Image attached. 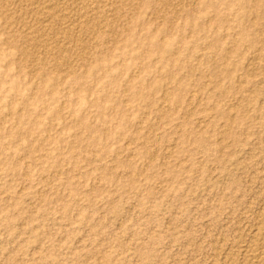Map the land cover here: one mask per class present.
I'll use <instances>...</instances> for the list:
<instances>
[{
	"label": "rangeland",
	"instance_id": "obj_1",
	"mask_svg": "<svg viewBox=\"0 0 264 264\" xmlns=\"http://www.w3.org/2000/svg\"><path fill=\"white\" fill-rule=\"evenodd\" d=\"M44 1L0 0V264H245L264 0Z\"/></svg>",
	"mask_w": 264,
	"mask_h": 264
},
{
	"label": "bare ground",
	"instance_id": "obj_2",
	"mask_svg": "<svg viewBox=\"0 0 264 264\" xmlns=\"http://www.w3.org/2000/svg\"><path fill=\"white\" fill-rule=\"evenodd\" d=\"M48 1V0H47ZM43 2V3H48V2ZM68 1V0H67ZM89 1V0H88ZM34 2V1H33ZM38 2V1H37ZM60 2H62V1H60ZM64 2V1H63ZM71 2V1H70ZM94 2V1H93ZM120 2V1H119ZM40 3V2H39ZM51 3V2H50ZM49 3V4H50ZM55 3H59V2H57V1H55ZM82 3V2H81ZM48 4V5H49ZM52 4V3H51ZM74 4V3H73ZM172 4V3H171ZM33 5V4H32ZM41 5V4H40ZM48 5H46V4H44L42 7H43V9H44V13H45V15H47L49 18H53L54 16H55V14L58 12V10H56L57 8H58V4H57V8H56V6H55V8L54 7H50V6H48ZM75 5V4H74ZM179 5V4H178ZM177 5V6H178ZM38 6V5H37ZM81 6V5H80ZM126 6V5H125ZM75 7V6H74ZM42 9V8H41ZM42 9V10H43ZM68 9V8H67ZM70 9V8H69ZM68 9V10H69ZM122 9V8H121ZM177 9V8H176ZM57 12H56V11ZM72 9H70V11H71ZM99 10V9H98ZM36 11V10H35ZM69 11V12H70ZM73 11V10H72ZM96 11V10H95ZM40 12V11H39ZM59 12H60V9H59ZM61 12H62V10H61ZM65 12V11H64ZM65 13H67V12H65ZM80 13V12H79ZM68 14V13H67ZM66 14V15H67ZM70 14H72V13H70ZM76 14V13H75ZM99 14V13H98ZM37 15V14H36ZM44 15V16H45ZM61 15V14H60ZM92 15V14H91ZM116 15V14H115ZM2 16V15H1ZM73 16V15H72ZM84 16V15H83ZM88 16V15H87ZM64 17H65V15H64ZM89 17V16H88ZM55 18V17H54ZM60 18H62V17H60ZM57 19V18H56ZM61 20V19H60ZM37 21V20H36ZM70 21H71V19H70ZM104 21V20H103ZM102 21V22H103ZM86 22H88V21H86ZM64 23V22H63ZM70 24V23H69ZM90 24V23H89ZM114 24V23H113ZM112 24V25H113ZM50 25V24H49ZM85 25V24H84ZM11 26H12V24H11ZM42 26V25H41ZM87 26H88V24H87ZM91 26V25H90ZM103 26V25H102ZM96 27V26H95ZM51 28V27H50ZM80 28V27H79ZM84 28V27H83ZM82 28V29H83ZM87 28V27H86ZM59 29V28H58ZM70 29V28H69ZM47 30V29H46ZM52 30V29H51ZM86 30V29H85ZM50 31V30H49ZM63 31V30H62ZM93 31H95V30H93ZM64 32V31H63ZM66 32V31H65ZM37 33V32H36ZM60 33V32H59ZM94 33V32H93ZM28 34V33H27ZM58 34V33H57ZM56 34V35H57ZM64 34V33H63ZM68 34H70V33H68ZM78 34V33H77ZM87 34V33H86ZM36 35V34H35ZM44 35V34H43ZM91 35V34H90ZM75 36V35H74ZM88 38V37H87ZM28 39V38H27ZM50 39V38H49ZM70 39H72L71 37H70ZM61 40V39H60ZM79 40H81V39H79ZM59 41V40H58ZM81 41H83V40H81ZM90 41V40H89ZM162 41H163V39H162ZM47 42V41H46ZM78 42V41H77ZM78 44V43H77ZM49 45V44H48ZM84 45V44H83ZM65 46V45H64ZM67 46V45H66ZM86 47V46H85ZM84 47V48H85ZM236 47V46H235ZM82 48V47H81ZM88 48V47H87ZM90 48V47H89ZM57 49V48H56ZM62 49V48H61ZM74 49V48H73ZM230 49V48H229ZM27 50V49H26ZM85 50V49H84ZM43 51V50H42ZM60 51V50H59ZM233 51V50H232ZM66 53V52H65ZM84 53V52H83ZM36 54V53H35ZM77 54V53H76ZM52 55H53V53H52ZM229 58V57H228ZM61 59V58H60ZM67 59V58H66ZM6 92H7V90H6ZM197 105V104H196ZM230 130V129H229ZM263 215V214H262ZM264 216V215H263ZM262 222V221H261ZM260 222V223H261ZM262 223H264V222H262ZM262 226H264L263 224H262ZM259 228V227H258ZM261 228H259V230H260ZM261 231V230H260ZM259 231V232H260ZM262 231H264V230H262ZM261 231V232H262ZM259 232H258V235H259ZM261 232H260V235H261ZM263 233V232H262ZM257 234V233H256ZM264 234H262V236H260V238L258 239V241H256V245L253 247H251L249 250H248V248H247V260H245L246 262H245V264H264V236H263ZM255 236V235H254ZM257 236V235H256ZM255 236V237H256ZM259 237V236H258ZM255 243V242H254ZM250 245V244H249ZM248 245V246H249ZM241 250V249H240ZM245 252H246V250H245ZM236 256V255H235ZM229 258V257H228ZM244 258V257H243ZM227 259V258H226ZM231 259V258H230ZM233 259V258H232ZM234 260V259H233ZM231 261V260H230Z\"/></svg>",
	"mask_w": 264,
	"mask_h": 264
}]
</instances>
